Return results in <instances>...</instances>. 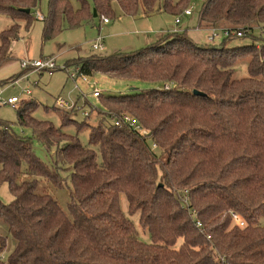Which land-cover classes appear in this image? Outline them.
<instances>
[{
  "label": "trees",
  "instance_id": "1",
  "mask_svg": "<svg viewBox=\"0 0 264 264\" xmlns=\"http://www.w3.org/2000/svg\"><path fill=\"white\" fill-rule=\"evenodd\" d=\"M78 1L75 7L48 0L44 40L93 21L94 9L100 18L180 15L191 0ZM39 3L0 0V16L13 20L0 34V67L12 59L20 22L29 26ZM197 28L244 35L215 42L206 35L198 43L181 26L137 51L81 57L79 72L147 87L103 96L107 111L98 124L73 119L75 108L57 107L70 114L63 125L76 127V135L36 119L35 100L14 107L15 121L0 119V185L13 195L0 199V264H264V0H205ZM241 38L245 44H232ZM241 59L249 75L234 78ZM126 115L148 133L115 124L114 117ZM16 124L32 136L16 132ZM83 129L88 145L79 138ZM34 139L54 166L33 151ZM231 212L245 225L234 223ZM9 238L14 243L4 259Z\"/></svg>",
  "mask_w": 264,
  "mask_h": 264
},
{
  "label": "rangeland",
  "instance_id": "2",
  "mask_svg": "<svg viewBox=\"0 0 264 264\" xmlns=\"http://www.w3.org/2000/svg\"><path fill=\"white\" fill-rule=\"evenodd\" d=\"M70 1L73 6H79L78 0ZM204 1L191 0L188 4V8L192 10L190 15L184 13L173 15L168 12H159L148 17H135L122 13L117 18L109 17L108 22H104L99 16H94V20L91 22L83 23L78 27H63L53 33L52 37L44 40V29L49 16V8L48 0H40L37 8L31 10L34 17L31 24L28 26L26 22H20L18 38L11 45L10 55L12 59L0 67V82L3 84L0 92V119L5 121L16 120L18 109L7 104L6 100L12 96H18L20 103L35 100L36 104L33 107L32 114L36 119L48 120L56 127H60L63 125V117L66 120L71 118L70 114L56 109V100L62 98L71 104H76L75 109L77 110L72 114L73 119L81 123L98 124L107 111L101 102L103 96L133 95L137 89L147 87V85L137 80L113 78L98 72L90 75L92 81L95 82V88L101 91L100 96L94 97L92 95L94 87L78 79L79 88H77L74 80L68 76V72L71 73L76 70L77 61L81 57L93 54L99 57L100 55H115L137 51L147 45L150 39L148 36L152 35L154 37L163 29L168 30L175 25L185 26L189 35L196 42L204 43L207 31L197 28L199 13ZM113 7L120 11L116 1L113 2ZM37 12L43 13L46 18H38ZM178 16L181 23L176 24L175 19ZM12 24L13 20L11 18L0 16V34L3 30L11 27ZM262 33L264 34V31ZM161 35L166 38L168 36L167 31L162 32ZM99 36L102 38L100 42L103 43L104 48L94 49L93 43L99 42ZM218 40H223V38ZM246 41L243 38L236 39L232 44L235 46L243 45ZM41 58H54L57 69L50 74L48 71L26 70L21 67L23 61H33ZM22 72H24L23 75L16 80H12ZM248 75L247 60H239L235 65L234 78H242ZM27 90H30L31 94H27ZM85 113H88V115ZM62 129L69 134L76 135L77 128L73 125H63ZM84 129L80 132L79 138L83 144L88 145L89 133ZM14 130L32 136L31 129L18 124L14 125ZM32 148L48 166H54L50 152L38 140H33ZM67 173L69 171L64 173L65 177ZM67 179L69 180V178ZM68 182L70 183V180ZM12 198L13 195L8 189V184H1L0 199L3 202H9ZM121 198L122 208L127 212L128 201L124 196ZM59 201L63 206H66L68 196L63 194L59 197ZM135 223L139 225L137 219H135ZM260 223L264 225V217L261 218ZM140 230L142 231L141 228ZM0 231H2L1 221ZM142 235L149 239L148 232H142ZM13 243V239L9 238L8 247L2 252V258H7Z\"/></svg>",
  "mask_w": 264,
  "mask_h": 264
},
{
  "label": "built area",
  "instance_id": "3",
  "mask_svg": "<svg viewBox=\"0 0 264 264\" xmlns=\"http://www.w3.org/2000/svg\"><path fill=\"white\" fill-rule=\"evenodd\" d=\"M191 13V9L187 8L185 10V14H190ZM37 17L43 19L44 15L41 12H37ZM104 21H108L109 19L106 17L102 18ZM178 21V19H177ZM243 32L241 30H233L231 28H221V29H211L208 31L207 34V40L209 42H215L218 41V39L220 38H227V37H241L243 36ZM101 36L98 37V41L99 42H94L93 43V48L94 49H103V43L100 42L101 40ZM21 67L24 69H32L33 71H48L50 74L57 69L56 63H55V59L54 58H41V59H37V60H33V61H23L21 62ZM65 68V67H64ZM68 76L74 80L75 82V86L77 88H79L78 85V79L87 82L89 84V86L94 87L93 93L92 95L94 97H98L101 94V91H99L98 89L95 88V82L92 81V78L90 77V75L79 72L78 70H75L71 73L68 72ZM2 86L3 84L0 82V92L2 90ZM27 94H31L30 90L26 91ZM20 102V98L18 96H12L10 98H8L6 100L7 104H10L13 107H16V105ZM56 106L64 109V110H71L73 108H75L76 104H71L65 100H63L62 98H59L56 100ZM86 115H88V113H85ZM114 122L116 125H120L121 122H127L129 123L132 127H134V129H136L141 135H146L148 133V130H146L145 128H143L141 125L136 124L135 121H133L128 115L124 116V117H114ZM154 147L156 146L155 144H153ZM185 200V204L187 205V200H188V196L187 194L184 197ZM232 214V218L234 223L240 225V226H244L245 225V221L244 219L237 213L235 212H231ZM199 225V222H198Z\"/></svg>",
  "mask_w": 264,
  "mask_h": 264
},
{
  "label": "crops",
  "instance_id": "4",
  "mask_svg": "<svg viewBox=\"0 0 264 264\" xmlns=\"http://www.w3.org/2000/svg\"><path fill=\"white\" fill-rule=\"evenodd\" d=\"M156 14V13H155ZM151 16V15H150ZM139 17H148V16H139ZM104 21V20H103ZM104 22H106V21H104ZM108 22V21H107ZM181 26L180 25H175V26H173V27H170L168 30H162L158 35H156V36H154L155 38H158V37H160V36H162L161 34H162V32H165V31H170V29L171 30H174V29H179ZM150 39L148 40V43L150 42V41H152L153 39H155L152 35H150V36H148ZM147 43V44H148Z\"/></svg>",
  "mask_w": 264,
  "mask_h": 264
},
{
  "label": "water",
  "instance_id": "5",
  "mask_svg": "<svg viewBox=\"0 0 264 264\" xmlns=\"http://www.w3.org/2000/svg\"><path fill=\"white\" fill-rule=\"evenodd\" d=\"M27 11L29 12V10L27 9ZM97 13H96V10L94 9V16H96ZM194 93L196 94H202L200 91H197V90H194Z\"/></svg>",
  "mask_w": 264,
  "mask_h": 264
}]
</instances>
